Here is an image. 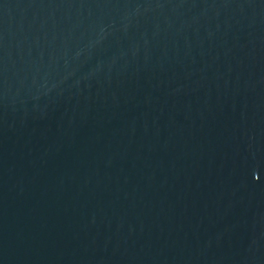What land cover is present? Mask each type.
Wrapping results in <instances>:
<instances>
[{"label":"water","instance_id":"1","mask_svg":"<svg viewBox=\"0 0 264 264\" xmlns=\"http://www.w3.org/2000/svg\"><path fill=\"white\" fill-rule=\"evenodd\" d=\"M0 264H264V0H0Z\"/></svg>","mask_w":264,"mask_h":264}]
</instances>
